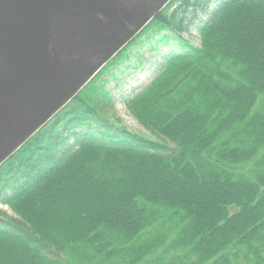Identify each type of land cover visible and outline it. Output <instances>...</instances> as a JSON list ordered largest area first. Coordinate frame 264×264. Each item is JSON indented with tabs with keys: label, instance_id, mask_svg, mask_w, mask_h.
<instances>
[{
	"label": "trees",
	"instance_id": "obj_1",
	"mask_svg": "<svg viewBox=\"0 0 264 264\" xmlns=\"http://www.w3.org/2000/svg\"><path fill=\"white\" fill-rule=\"evenodd\" d=\"M155 37L125 103L152 140L104 77ZM0 203V264H264V0H172L0 165Z\"/></svg>",
	"mask_w": 264,
	"mask_h": 264
},
{
	"label": "water",
	"instance_id": "obj_2",
	"mask_svg": "<svg viewBox=\"0 0 264 264\" xmlns=\"http://www.w3.org/2000/svg\"><path fill=\"white\" fill-rule=\"evenodd\" d=\"M172 0H0V165Z\"/></svg>",
	"mask_w": 264,
	"mask_h": 264
},
{
	"label": "rangeland",
	"instance_id": "obj_3",
	"mask_svg": "<svg viewBox=\"0 0 264 264\" xmlns=\"http://www.w3.org/2000/svg\"><path fill=\"white\" fill-rule=\"evenodd\" d=\"M215 5L216 1L212 4L210 10H213ZM205 18L206 16H201L200 20L204 21ZM199 25V22L196 23L195 26L190 28L188 34L182 35L184 39L189 40L196 46L199 45ZM158 38L159 37H155L153 41H144L136 45L130 51L131 56L129 60L124 61L117 68L111 70L110 74L104 77V80L107 81L104 85V90L112 99V112L119 120L117 125L152 140L155 138L136 122L125 108V103L139 93L142 88L150 84L160 70L163 57H165L168 52L176 50V48L172 46V42L168 45L156 43ZM0 211L4 212L7 217H15L11 209L1 203Z\"/></svg>",
	"mask_w": 264,
	"mask_h": 264
}]
</instances>
